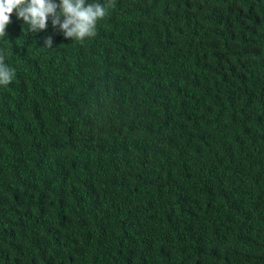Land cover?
<instances>
[{"label": "trees", "instance_id": "1", "mask_svg": "<svg viewBox=\"0 0 264 264\" xmlns=\"http://www.w3.org/2000/svg\"><path fill=\"white\" fill-rule=\"evenodd\" d=\"M111 3L0 39V264H264V0Z\"/></svg>", "mask_w": 264, "mask_h": 264}, {"label": "clouds", "instance_id": "2", "mask_svg": "<svg viewBox=\"0 0 264 264\" xmlns=\"http://www.w3.org/2000/svg\"><path fill=\"white\" fill-rule=\"evenodd\" d=\"M112 7L111 0L104 3L89 0H0V39L6 38V27L15 12L28 31L36 33L48 27L49 19L66 39L83 43L97 35L98 22L104 19ZM52 47V38L46 41ZM16 76L14 67L6 63V51L0 49V85H9Z\"/></svg>", "mask_w": 264, "mask_h": 264}]
</instances>
